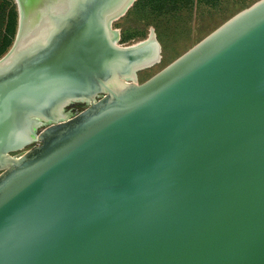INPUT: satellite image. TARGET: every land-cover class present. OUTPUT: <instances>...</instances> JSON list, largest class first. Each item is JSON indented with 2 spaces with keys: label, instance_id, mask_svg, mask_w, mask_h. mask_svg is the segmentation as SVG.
Instances as JSON below:
<instances>
[{
  "label": "water",
  "instance_id": "95a60500",
  "mask_svg": "<svg viewBox=\"0 0 264 264\" xmlns=\"http://www.w3.org/2000/svg\"><path fill=\"white\" fill-rule=\"evenodd\" d=\"M16 1L0 264H264V0L142 83L160 40L119 46L109 22L134 0Z\"/></svg>",
  "mask_w": 264,
  "mask_h": 264
},
{
  "label": "rangeland",
  "instance_id": "374dc122",
  "mask_svg": "<svg viewBox=\"0 0 264 264\" xmlns=\"http://www.w3.org/2000/svg\"><path fill=\"white\" fill-rule=\"evenodd\" d=\"M17 11V26L11 45L0 56L3 59L14 47L18 32L19 12L16 0H9ZM258 0H134L126 13L112 24L119 30L118 43L135 45L147 39L151 31L156 33L162 44L160 62L137 72L134 78L142 83L189 50L201 39L223 24L242 9ZM132 81V80H131ZM87 102L72 101L65 107L67 113L76 114ZM47 124L42 125V131ZM32 143L13 155L26 152L37 145Z\"/></svg>",
  "mask_w": 264,
  "mask_h": 264
},
{
  "label": "trees",
  "instance_id": "16d2710c",
  "mask_svg": "<svg viewBox=\"0 0 264 264\" xmlns=\"http://www.w3.org/2000/svg\"><path fill=\"white\" fill-rule=\"evenodd\" d=\"M9 0H0V56L11 45L17 26V11Z\"/></svg>",
  "mask_w": 264,
  "mask_h": 264
},
{
  "label": "bare ground",
  "instance_id": "6f19581e",
  "mask_svg": "<svg viewBox=\"0 0 264 264\" xmlns=\"http://www.w3.org/2000/svg\"><path fill=\"white\" fill-rule=\"evenodd\" d=\"M125 13H126V11H125V10H122V12H119L118 14H116V15H114V16H111V17L109 18L110 27H111V32H112V38H113L114 42H115L116 44H118L119 46H122V45H120V44L118 43L119 30H118V29H114V28L112 27V24H113L115 21H117L120 17H122ZM150 35H154V31H151V34H150ZM145 40H146V39H145ZM145 40L140 41L139 43H137V44H135V45H138V44H140V43H143ZM133 79H134V78H133ZM131 80H132V79H127V80L125 81V83H129ZM125 83H120V84L124 85ZM75 101H79V102H87L86 100H80V99L75 100ZM87 103H89V102H87ZM73 115H74V114L66 113V110H65V113L63 114L62 118H60V121L63 120V119L65 120V119H67V118H69V117H71V116H73ZM45 122H46L47 124H51V122H49V121H45ZM38 136H39V132H36V134L34 135V139L37 140V139H38ZM22 154H23V153L18 154V157H20Z\"/></svg>",
  "mask_w": 264,
  "mask_h": 264
},
{
  "label": "flooded vegetation",
  "instance_id": "af4514ba",
  "mask_svg": "<svg viewBox=\"0 0 264 264\" xmlns=\"http://www.w3.org/2000/svg\"><path fill=\"white\" fill-rule=\"evenodd\" d=\"M87 106V105H86Z\"/></svg>",
  "mask_w": 264,
  "mask_h": 264
}]
</instances>
